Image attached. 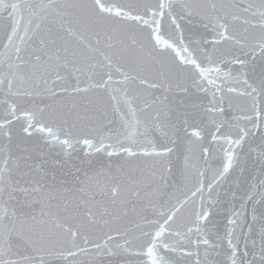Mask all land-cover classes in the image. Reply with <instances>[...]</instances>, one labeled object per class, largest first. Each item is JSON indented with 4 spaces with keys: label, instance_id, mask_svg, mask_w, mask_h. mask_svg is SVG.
Here are the masks:
<instances>
[{
    "label": "snow or ice",
    "instance_id": "1",
    "mask_svg": "<svg viewBox=\"0 0 264 264\" xmlns=\"http://www.w3.org/2000/svg\"><path fill=\"white\" fill-rule=\"evenodd\" d=\"M0 264H264V0H0Z\"/></svg>",
    "mask_w": 264,
    "mask_h": 264
}]
</instances>
